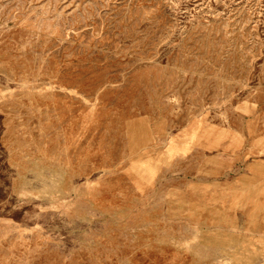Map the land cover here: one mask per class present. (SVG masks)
Returning <instances> with one entry per match:
<instances>
[{
  "label": "rangeland",
  "instance_id": "obj_1",
  "mask_svg": "<svg viewBox=\"0 0 264 264\" xmlns=\"http://www.w3.org/2000/svg\"><path fill=\"white\" fill-rule=\"evenodd\" d=\"M0 264H264V0H0Z\"/></svg>",
  "mask_w": 264,
  "mask_h": 264
}]
</instances>
